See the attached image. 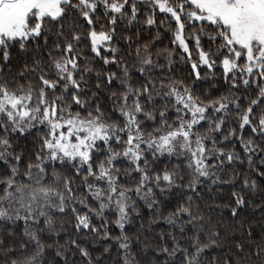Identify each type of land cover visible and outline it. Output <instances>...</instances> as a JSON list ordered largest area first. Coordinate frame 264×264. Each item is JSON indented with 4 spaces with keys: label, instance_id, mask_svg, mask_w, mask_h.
<instances>
[{
    "label": "snow or ice",
    "instance_id": "snow-or-ice-1",
    "mask_svg": "<svg viewBox=\"0 0 264 264\" xmlns=\"http://www.w3.org/2000/svg\"><path fill=\"white\" fill-rule=\"evenodd\" d=\"M0 264H264V0H0Z\"/></svg>",
    "mask_w": 264,
    "mask_h": 264
}]
</instances>
